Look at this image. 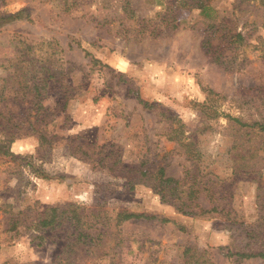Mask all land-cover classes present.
<instances>
[{"label": "rangeland", "instance_id": "rangeland-1", "mask_svg": "<svg viewBox=\"0 0 264 264\" xmlns=\"http://www.w3.org/2000/svg\"><path fill=\"white\" fill-rule=\"evenodd\" d=\"M178 1L0 0V17H27L0 26V128L15 133L0 132L15 155L0 156V264L62 258L67 222L55 230L35 223L46 207L71 204L103 223L117 245L82 264H184L186 247L205 251L214 264H264L227 255L264 245V132L252 126L264 124V7L243 1L240 13L241 0H211L206 17L178 9ZM223 17L229 26L217 33ZM230 28L245 35L242 45ZM207 41L216 58L206 53ZM26 52L31 65L21 58ZM32 83L47 110L41 123ZM170 116L182 133H174ZM30 123L47 128L43 142L24 135ZM159 167L183 189L208 182L218 191V212L183 215L124 178ZM199 197L203 209L213 207ZM122 211L158 219L118 226Z\"/></svg>", "mask_w": 264, "mask_h": 264}, {"label": "trees", "instance_id": "trees-1", "mask_svg": "<svg viewBox=\"0 0 264 264\" xmlns=\"http://www.w3.org/2000/svg\"><path fill=\"white\" fill-rule=\"evenodd\" d=\"M211 0H181L176 4L177 8H187V9H195L199 10L202 14L206 17L210 16V11H213L214 8L210 4ZM238 5L234 8L235 12L243 13L245 11L243 1L248 3L255 4L257 3L258 6L264 7V0H241ZM26 17V13L20 11L16 14H11L8 16L0 17V26L6 23L15 22L18 20H23ZM29 19V17H28ZM227 19L226 17L220 19L218 24L216 25V32L220 33L219 31H223L225 26H229L226 24ZM225 25V26H224ZM230 35L231 38H235V42L239 45L246 40L245 35L242 32H236L233 28H230ZM206 49V53L210 54L212 58H216L217 52H214L212 46L210 45L209 41L206 42L204 45ZM31 57V53L26 52L25 55H22L21 58L25 59L28 65H31L33 61ZM218 60V58L216 59ZM5 65L0 63V68H4ZM46 67L43 66L39 69V72H45ZM48 72V71H47ZM23 77V76H22ZM48 77L45 76L44 79H41L42 82L47 86ZM34 78V77H33ZM28 79H25V84H27ZM32 81V80H31ZM32 87L35 88V92L37 95L31 99V105L38 107L39 111L43 110L44 112L38 117H36L35 123L43 122L46 117L47 110L45 107H42L40 104L42 102V95L41 92H38L40 87L36 83H32ZM136 99L140 104H144V107H148V103L142 100L140 95H135ZM27 100L22 99V103L24 104ZM30 115L25 113L22 116V123L26 121ZM212 118L218 117V113L214 112L211 115ZM169 119L173 120V125H177L178 128L174 130L175 134L182 133L184 125L177 120L176 116H170ZM241 126H246L244 123L237 118L233 119ZM27 122V121H26ZM252 126H258L261 132H264V124L255 123ZM1 127V126H0ZM0 132L6 133L7 137H12L15 133L11 131L1 130ZM47 133V128L45 129H36L32 123H30V132H26L24 135H36L40 139V141H44L45 134ZM170 140H175L174 136L169 135ZM0 156L5 157H14L15 155L11 152L10 148L5 145L3 142H0ZM127 166H124L123 171H127ZM130 172V170H129ZM38 175L42 176V178H49L48 175H45L44 172H36ZM132 179L127 176L124 178H128L131 182L135 181V184H144L150 187L157 195L160 196L161 200L164 203H170L174 208L177 210L178 213L183 215H198L204 213H216L219 210L218 206H215V198L218 191H216L213 187H211L208 182L202 183L201 181H194L191 182L186 189H183L182 182L180 180L168 177L165 172L164 167H159L156 171H152L149 168L146 169H136L132 171ZM185 183V182H184ZM200 194H205V197L210 200L212 204V208L209 210H205L201 207L199 202ZM81 207L78 205L71 204L69 205L68 209H63L59 207H46L43 212L39 213L37 216L36 227L38 229L44 230H55L63 225H69L70 235L66 237V243L63 246L62 250V258L57 259L54 264H82V260L91 254V252L98 254L100 257H105L107 255L113 254V249L117 245L112 246L111 242L108 240L110 235L108 230H105L106 227L103 223H99L97 218L92 220H87V217H83L80 211ZM97 214L90 213V218L96 217ZM158 219L155 215H148V214H137L128 211H122L118 214L117 217V225H121L123 222H127L130 220H154ZM164 222H176L164 218L162 219ZM98 222V223H97ZM100 225L102 228H96V226ZM250 235L254 236L257 235L256 230H252L249 232ZM261 248H249L245 249L238 253H231L229 252L228 256H235L236 260H253V259H260L264 260V245H261ZM184 264H214L210 259H208L205 251H200L193 249L191 247H186L184 250Z\"/></svg>", "mask_w": 264, "mask_h": 264}]
</instances>
